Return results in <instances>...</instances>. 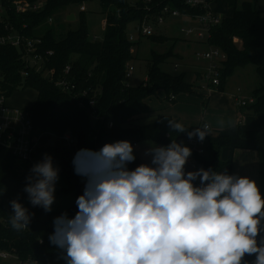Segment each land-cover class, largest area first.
Listing matches in <instances>:
<instances>
[{
    "label": "trees",
    "instance_id": "obj_1",
    "mask_svg": "<svg viewBox=\"0 0 264 264\" xmlns=\"http://www.w3.org/2000/svg\"><path fill=\"white\" fill-rule=\"evenodd\" d=\"M0 1L7 6L4 19L10 26L26 36L40 38L42 52L53 51L44 70L38 72L30 69L29 74L23 76L21 73L25 66L19 49L0 44V89L6 91L8 96L19 88L31 86L36 89V101L25 109L30 112L36 129L46 134L43 144L47 142L49 148L54 146L52 159L54 166L59 168V175L72 181L77 179L71 150L62 140L57 143L59 141L52 138L55 136L59 139L66 131L76 137L77 151L82 148L99 150L116 140L131 139L136 143L145 138H151L164 146L173 139L188 146L187 132L194 127L183 124L188 128L186 132L172 131L167 121H180L171 115L158 113L154 122L137 124L152 112L149 100L158 91L164 90L167 98L172 101V95L195 94L196 91L194 85L185 80L184 73L170 74L160 68L159 64L171 52L164 56L153 53L146 80L137 86L129 84L126 69L134 58L131 48L135 41L129 39L128 27L133 22L139 24L145 19H156L165 6L190 14H200L202 8L189 7L184 0H152L150 3L144 0L134 3L131 0H99L106 12L105 35L103 39H91L82 10L80 26L67 31L63 37H58L52 29L37 33L56 10L72 4L81 5L90 0H45L41 10L26 13L16 11L12 4L14 0ZM230 3L233 4L234 0ZM234 7L231 17L223 18L220 24L210 29L209 45L219 47L226 54L218 89L223 90L227 78L238 68L253 64L259 83L253 92L256 101L251 108L256 113H264V13L248 1L240 7ZM3 23L0 22V27L5 32ZM151 36L158 42L166 39L163 35ZM67 66H70L68 76L78 86L73 92L64 91L45 74L48 69L54 68L57 79L64 76ZM110 121L113 122L112 126H109ZM241 134L244 138L256 135L252 132ZM50 139L54 140L53 145L49 144ZM230 145L229 135L211 134L208 156L195 157L201 165L217 172L233 174L232 161H224L220 157L222 149ZM260 152L264 194V150ZM33 166L31 162L19 159L8 148L0 145V217H8L10 220V201L13 199H18L30 213H34L26 230L17 231L0 222V249L16 248L23 257L32 256L42 264H65L60 258L61 250L49 241V235L54 231L53 211L45 212L40 207H33L29 203L28 194L23 191L26 177ZM137 166L139 164L136 161L127 165L129 170ZM77 194L82 195L83 191ZM77 210L75 205L67 212L76 213ZM261 236H264V232H261ZM254 259L255 256L245 257L249 264Z\"/></svg>",
    "mask_w": 264,
    "mask_h": 264
},
{
    "label": "clouds",
    "instance_id": "obj_2",
    "mask_svg": "<svg viewBox=\"0 0 264 264\" xmlns=\"http://www.w3.org/2000/svg\"><path fill=\"white\" fill-rule=\"evenodd\" d=\"M167 122L174 132L188 129ZM187 135L203 142L209 126ZM145 155L150 163L129 170L136 156L127 140L76 152L74 171L86 181L78 210L55 217L49 235L65 264H249L246 256L264 264V198L254 180L211 168L186 171L192 151L174 139ZM58 179L45 154L26 177L29 203L50 212ZM10 206L11 227L27 229L34 213L18 199Z\"/></svg>",
    "mask_w": 264,
    "mask_h": 264
},
{
    "label": "rangeland",
    "instance_id": "obj_3",
    "mask_svg": "<svg viewBox=\"0 0 264 264\" xmlns=\"http://www.w3.org/2000/svg\"><path fill=\"white\" fill-rule=\"evenodd\" d=\"M137 0H131L132 3ZM244 0H239V7L241 6ZM254 5H257L258 8L264 10V0H251ZM81 5H84L86 10L84 11V17L86 20L87 30L91 39H103L106 30V12L100 4L99 0H90ZM81 5L72 4L69 7L61 8L56 10L52 14L53 21H48V19L43 23V25L37 30V33L42 34L45 31L52 29L54 30L58 37H63L67 31L75 30L80 26V16H81ZM69 12L74 13L76 18L75 20H68ZM219 15V14H218ZM221 17V15H220ZM146 20V19H145ZM153 25V31L155 36H166L164 41H154L152 36L142 35L137 30V22L129 24L128 34L135 36V44L132 49L133 59L131 64L134 66V71L132 72L131 77L128 79V83L132 86H137L143 83L149 71V67L152 64L153 53L162 54L163 56L170 53L162 63L159 64L160 68L170 74H185V80L188 83H196L195 71L196 68L194 64L200 63L201 61L196 59V53L207 50L208 46L199 43L196 38V35L187 36L180 31L181 26L197 25L194 19L183 17L179 18H168L164 23L159 24L156 19L150 21ZM175 64H178V68L175 67ZM195 81V82H194ZM259 83V77L256 73L255 66L253 64L247 65L243 68H238L233 76L229 77L226 83V92H235L237 86L243 87V84L250 89H247L249 92L252 91V87H256ZM179 96H182L179 93ZM196 96V95H193ZM200 95H197L199 97ZM37 92L34 87H25L19 88L18 90L13 91L8 96V104L17 108H28L36 100ZM202 97V96H201ZM169 103V99L164 90L158 91L157 95L153 97L150 101L151 107L157 109H162L163 106ZM190 104V103H189ZM156 120L155 115H148L143 119L139 120L137 124H148ZM232 135L235 138L234 141L243 139L238 130H232ZM55 140H58L61 143L62 141L55 136L52 137ZM131 142L134 147V155L136 156V162L138 164L150 163V157L145 155L147 149L153 146H164L160 143H157L151 138H145L138 140L136 144H133L131 139H123ZM119 141V140H116ZM113 141L112 143L116 142ZM54 146H52L53 148ZM49 148L47 142L41 144L39 149L35 152L36 163L40 162L45 154L53 157V150ZM71 152L73 151L70 149ZM228 149L223 148L222 151H227ZM72 159L74 154H71ZM206 158V157H205ZM200 168L209 169L205 165H195V167L187 162L185 166L186 171H195ZM84 181V182H83ZM85 179L77 175L75 181L69 180L62 175H59V179L56 183L55 191V202L52 205L53 211V220L55 217L61 215L62 213H67L71 218L75 213H68L67 210L75 206L76 199L78 197L77 189L74 187L75 184H79L81 190H84ZM263 183V182H262ZM196 185L199 184V181L195 182Z\"/></svg>",
    "mask_w": 264,
    "mask_h": 264
},
{
    "label": "built area",
    "instance_id": "obj_4",
    "mask_svg": "<svg viewBox=\"0 0 264 264\" xmlns=\"http://www.w3.org/2000/svg\"><path fill=\"white\" fill-rule=\"evenodd\" d=\"M144 1L146 3H150L152 0ZM184 2L189 7L202 8L203 12L200 14L183 13L177 9H172L170 6H165L162 10V13L157 15V22L159 24L164 23L170 17L195 19L198 25L181 26L180 31L187 36L194 34L198 39L208 42L210 37V29L213 26L220 24L222 22V18L217 16L209 8L208 4L204 0H184ZM12 4L14 5L17 12L26 13L30 11L41 10L44 7L45 0H38L34 2H31L29 0H14ZM146 6L148 7V5ZM6 8L7 6H5L0 1V22H4L3 25L5 28V32H2L0 27V44L19 49L21 58L25 66V69H23L21 73L23 76H27L30 69H35L38 72L44 70L46 62L49 60V56L53 55V51L49 50L46 52H42L40 38L26 36L23 33L17 31L14 27L10 26L4 19ZM81 10H86L84 5L81 6ZM48 21H53V18L49 17ZM150 21L151 20H144L136 26L140 34L146 36H151L154 34L153 25H151ZM128 37L131 41L134 42V35L128 34ZM132 49L133 47L131 48V51ZM196 57L198 59H206L209 61L204 73L206 83L201 85L200 88L208 91L209 93L214 89H218L219 85L221 84V69L224 60H226V54L219 47L210 45L209 49L197 52ZM69 70L70 66H67L64 71V76H60L57 79L55 78L54 68L48 69L45 74L50 77L51 81H53L57 86L61 87L64 91L73 92L77 89L78 86L74 79H71L68 76ZM133 71L134 66L131 63H128L126 69L127 80L131 77ZM238 90H240V88ZM171 99H175V96L172 95ZM235 99L237 105L240 106H247L250 104L252 105L256 101V98L254 96H236ZM7 100L8 95L6 91L0 89V145L8 148L19 159L31 162L35 165V152L45 141L46 134L41 133L36 129L33 123V119L28 110H26L25 108L10 106ZM80 104L83 105L82 102H80ZM205 124L209 126V135L205 137L203 142H200L195 137L192 139H189L188 137L186 138V143L190 147L192 153H197L198 155H204L206 153L207 144L211 135L212 128L208 123H203L198 127H203V125ZM112 125L113 122L110 121L109 126ZM59 139L62 140L69 147V149L73 150L72 152L74 155L76 154L77 139L70 131H66L61 137H59ZM82 184L85 185L84 183ZM0 222L5 223L6 227L11 226L8 217H0ZM0 264L42 263L32 256L23 257L16 248H11L0 249Z\"/></svg>",
    "mask_w": 264,
    "mask_h": 264
},
{
    "label": "crops",
    "instance_id": "obj_5",
    "mask_svg": "<svg viewBox=\"0 0 264 264\" xmlns=\"http://www.w3.org/2000/svg\"><path fill=\"white\" fill-rule=\"evenodd\" d=\"M204 1L217 16L220 17L221 15L220 18L222 19L231 17L234 14V6L239 7V0H234L233 4L230 3L231 0ZM246 1L253 4V1L251 0H244L243 2ZM255 7L264 13V10L258 8L257 5H255ZM68 14L70 15L74 13L69 12ZM196 24L198 25L197 21ZM197 41L203 45H207V49L210 48V45L207 41H203L200 39H198ZM196 59L201 61L200 63L194 64V67L196 68V83H191L194 85V90L196 91V93H181L182 96L176 94L174 101L169 100V102H172V104L169 105L168 103L167 105L163 106L162 109H157L158 107H151L150 101L153 99L152 97L149 100V105L152 110L149 115L156 116L158 113L168 114L178 119L180 123L194 128L202 125L203 123H208L212 128L211 134L219 133L223 135H229L231 137V145L229 147H225L226 149H228L227 151H221V159L224 161H232L233 174L246 176L254 180L258 185L262 198H264L260 162V151L264 150V113L254 112L251 108V104L247 106L237 105L235 99L236 96H253V92L258 85H256V87H252L251 85L252 91L250 92L247 90L250 88L245 86V84H243V87L237 86L235 92H226V83L229 79L227 78L223 90L214 89L209 93L208 91L200 88L201 85L206 83L204 73L209 61L206 59H198L197 57ZM178 66V64H175L176 68H178ZM239 88L240 90H238ZM197 95L200 96L197 97ZM221 121H223L222 125L220 123ZM235 129L238 130L239 135L243 138L241 140H238L237 142L234 141L235 138L231 133L232 130ZM247 132L256 133V135L253 137L244 138L241 133ZM208 146L209 141L207 144V149ZM207 151L208 150H206V153L204 155L192 153V156L189 157L187 162L191 163L194 167L195 165L200 166V163L195 156L198 155L207 157Z\"/></svg>",
    "mask_w": 264,
    "mask_h": 264
},
{
    "label": "water",
    "instance_id": "obj_6",
    "mask_svg": "<svg viewBox=\"0 0 264 264\" xmlns=\"http://www.w3.org/2000/svg\"><path fill=\"white\" fill-rule=\"evenodd\" d=\"M75 15L74 14H70L69 16H68V20H75ZM49 144L50 145H53L54 144V140L53 139H50L49 140ZM75 186H76V188H77V192L78 193H80L81 192V188H80V186H79V184H75Z\"/></svg>",
    "mask_w": 264,
    "mask_h": 264
}]
</instances>
